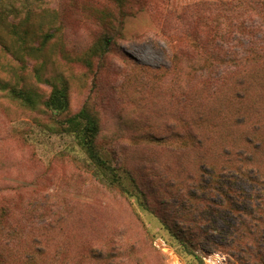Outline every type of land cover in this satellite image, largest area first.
<instances>
[{
	"label": "rangeland",
	"instance_id": "rangeland-1",
	"mask_svg": "<svg viewBox=\"0 0 264 264\" xmlns=\"http://www.w3.org/2000/svg\"><path fill=\"white\" fill-rule=\"evenodd\" d=\"M90 1L118 9L115 0H7L17 8L11 21L39 50L19 63L0 49V78L43 99L67 86L71 114L92 107L99 146L126 187H108L50 113L0 91V241H10L0 264H29V255L35 264H201L196 256L207 253L212 264H220L213 254L261 264L264 230L240 240L252 222L227 201L217 207L223 198L213 190L230 176L246 194L264 190L256 150L264 113L242 112L231 98L233 54L257 48L264 32L249 0H130L138 11L103 58L93 55L101 29L84 14ZM248 66L264 102V74ZM242 152L249 162L241 165Z\"/></svg>",
	"mask_w": 264,
	"mask_h": 264
},
{
	"label": "trees",
	"instance_id": "trees-1",
	"mask_svg": "<svg viewBox=\"0 0 264 264\" xmlns=\"http://www.w3.org/2000/svg\"><path fill=\"white\" fill-rule=\"evenodd\" d=\"M115 1L118 5V9H113L114 7L111 3L112 6L103 7L90 1L84 10V14L90 17L91 20L96 19L101 29V39L95 44L93 50V55L96 57H105L110 51L111 46L118 39H122L121 30L124 18L129 15H134V13L138 11V9L133 11L132 8L127 5L130 0ZM240 5V2L232 4L233 7H238ZM247 5L253 8L256 15L259 16L260 24L264 26V0H249ZM16 11L17 8L14 4H8L7 0H0V49L6 50L12 58L21 63L24 61L22 58L24 54L31 56L39 49L38 47H34L33 43H31L34 34H31L26 29H20V23H15L13 20L11 21V17H17ZM48 37L49 36H46L43 42H47ZM14 39L19 42L17 46L12 44ZM256 43H259L257 48H249L241 56L236 53L233 54V70L234 72L237 71V74L233 80L231 98L236 101L242 112L247 111L245 106L248 105L249 110L252 112L251 116H259L264 113V102L259 103L260 98L253 95L255 78L253 75L251 76L248 66L253 63L256 65V69L264 74V32L256 37ZM8 67L11 68V66ZM8 72L10 73L11 71L8 70ZM213 81L214 80H211V83ZM216 85L217 82H215L214 86ZM0 91L6 93L10 99L19 102L22 106L30 110L42 109L44 112L50 113L53 116L52 120L55 126L58 127L60 131L75 137L77 144L85 152L89 161L108 187H126V183L122 176L118 174V169L112 166L99 146L98 140L100 138L101 128L97 114L90 106H83L78 112L71 114L67 86L61 88L53 86L49 97L43 99L35 91L30 90L24 85L20 86L18 82L14 84L10 80L0 78ZM249 96H252L251 103L247 102ZM249 133L250 131L245 134L249 135ZM252 133L259 135L260 131L252 128ZM217 136L219 137V135ZM226 149L228 148L226 147ZM256 150L259 151L260 155H264V144L256 148ZM222 154L225 158H229L234 152L232 149H229L227 153L222 151ZM236 156L238 158L237 162L241 165L244 162H249V155H247V153L242 152ZM199 157L202 161H206L204 154L200 153ZM223 165L225 168L233 166L228 162H223ZM246 165L248 164H245L244 167ZM235 168L239 177H246L237 169V166H235ZM213 171L215 174L216 169L214 168ZM221 173H227L226 169H223ZM261 178L264 180V171ZM225 181L227 180L219 177L216 180V187L213 188V190L219 193L221 198H223L220 202L221 204H218L217 207H222L221 205L227 201V207H230V211L246 215L252 223L246 226L247 232L238 236L240 240L253 238L260 228L264 230V190L260 191L261 194H246L240 188H235L234 185L236 181L233 177L230 176L228 184H225ZM246 200H257L260 205L254 207L252 211H248V206L244 203ZM262 240H264V234L262 235ZM9 244L10 241L8 239L0 241V245L9 246ZM231 246L232 244L228 245V247ZM34 259L35 257L33 255H29L28 263L35 264ZM196 259H198L201 264H204L203 257L196 256ZM239 261L240 263L243 262L241 258ZM261 264H264V261L261 262Z\"/></svg>",
	"mask_w": 264,
	"mask_h": 264
},
{
	"label": "built area",
	"instance_id": "built-area-1",
	"mask_svg": "<svg viewBox=\"0 0 264 264\" xmlns=\"http://www.w3.org/2000/svg\"><path fill=\"white\" fill-rule=\"evenodd\" d=\"M212 255V254H211ZM213 255H217L218 256V261L220 264H224L225 262V258L224 256H221L220 254H213ZM209 258H210V255H207L206 258H204V260L206 261L207 264H212L210 261H209ZM174 264H183L182 262H179V261H175Z\"/></svg>",
	"mask_w": 264,
	"mask_h": 264
},
{
	"label": "bare ground",
	"instance_id": "bare-ground-1",
	"mask_svg": "<svg viewBox=\"0 0 264 264\" xmlns=\"http://www.w3.org/2000/svg\"><path fill=\"white\" fill-rule=\"evenodd\" d=\"M213 256L217 257V255H213ZM217 258H218V257H217Z\"/></svg>",
	"mask_w": 264,
	"mask_h": 264
}]
</instances>
